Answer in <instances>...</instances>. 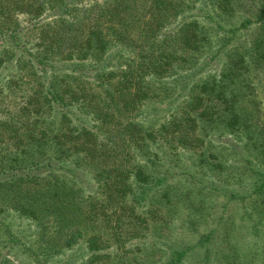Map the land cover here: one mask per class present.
I'll use <instances>...</instances> for the list:
<instances>
[{
    "label": "trees",
    "instance_id": "16d2710c",
    "mask_svg": "<svg viewBox=\"0 0 264 264\" xmlns=\"http://www.w3.org/2000/svg\"><path fill=\"white\" fill-rule=\"evenodd\" d=\"M211 1L223 13L234 10V0ZM185 2L0 0V173L6 176L0 264H11L10 252L22 247L31 262L52 264L51 257L79 244L91 253L85 264L163 257L154 244L140 242L157 218L147 189L165 180L153 175L148 162L154 159L141 162L142 155L151 151L160 159L151 143L199 146L201 124L218 123L226 112L229 126L240 127V98L231 84L247 72L235 69L203 83L184 114L158 128L136 120L143 103L161 94L154 79L202 48L200 23L185 18ZM113 47L129 55L98 66L96 80L77 74L82 61H104ZM8 62L13 71L3 75ZM86 172L97 184L89 193ZM257 184L264 190V172ZM12 211L40 227L38 246L10 225ZM189 248L174 249L164 264H179Z\"/></svg>",
    "mask_w": 264,
    "mask_h": 264
},
{
    "label": "rangeland",
    "instance_id": "374dc122",
    "mask_svg": "<svg viewBox=\"0 0 264 264\" xmlns=\"http://www.w3.org/2000/svg\"><path fill=\"white\" fill-rule=\"evenodd\" d=\"M262 2L234 0L230 14L219 11L211 0H186L184 4L185 18L200 23L202 48L186 54V60L176 61L167 76L154 79L161 86V94L143 103L136 120L150 129L160 127L184 114L191 96L203 83L220 80L236 69L238 73L247 70L236 78L237 85L231 84L237 87L242 124L229 126L231 114L226 112L218 123L201 124L198 135L203 142L199 146L174 148L166 142L151 143L160 159L151 151L142 155L141 162L154 159L148 163L155 177H165L161 183L153 180V188L146 192L157 218L147 238L140 242L154 244L163 254L161 258L156 254L148 264H164L174 249L187 247L191 248L179 264H264V190L256 188L264 172ZM128 55V51L113 47L104 61H82L77 74L94 80L98 66L117 65ZM69 63L57 61L58 65ZM7 64L10 67L3 69V75L13 71L12 63ZM86 173V193L93 192L97 184L92 174ZM10 215V225L22 236L29 235L28 243L38 246L40 227L13 211ZM1 236L5 234L0 229V242ZM29 252L24 247L16 254L10 252L11 264H35ZM90 254L85 244H79L51 257V261L85 264Z\"/></svg>",
    "mask_w": 264,
    "mask_h": 264
}]
</instances>
